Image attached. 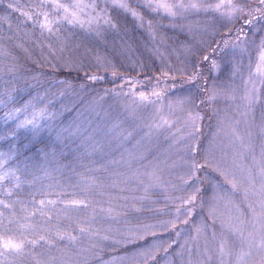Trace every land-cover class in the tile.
Masks as SVG:
<instances>
[{"label": "snow or ice", "instance_id": "obj_1", "mask_svg": "<svg viewBox=\"0 0 264 264\" xmlns=\"http://www.w3.org/2000/svg\"><path fill=\"white\" fill-rule=\"evenodd\" d=\"M0 8V264H264V0Z\"/></svg>", "mask_w": 264, "mask_h": 264}, {"label": "rangeland", "instance_id": "obj_2", "mask_svg": "<svg viewBox=\"0 0 264 264\" xmlns=\"http://www.w3.org/2000/svg\"><path fill=\"white\" fill-rule=\"evenodd\" d=\"M0 14H3V10L2 8H0ZM15 19V18H13ZM6 27V25H5ZM130 35H132L133 37H139L140 36V33L139 31H136V32H133V33H130ZM169 35H173L172 33H169ZM179 39H184V37L181 35L179 37ZM168 43L171 45L173 42L171 40L168 41ZM172 60L175 61L176 60V56L173 55L172 57ZM117 85L120 83L119 81H116ZM106 87H109L111 88L112 85L111 84H107L105 85ZM87 99V97H85ZM110 102V101H109ZM214 107H219V108H223L224 107V104L221 103L219 105H214ZM76 109H80V104L78 102H75V100H73L72 103L69 104V108H68V111L65 112L64 114V119L65 121H71L73 119V117L76 116ZM81 111H83L81 109ZM259 114V108H257V115ZM144 118V121L147 122V120L150 118V113L147 112V111H144L142 114H141ZM210 115V113H209ZM83 118H88V113H84V117ZM215 124V118H213L212 120H208L207 118L205 119V122H204V133L207 135L211 132L212 130V126ZM256 143L258 144L259 143V140L257 138L256 140ZM163 147H165V145H161V150L163 149ZM251 199V198H250ZM237 200L238 201H242L243 200V194L241 193L238 197H237ZM246 206V205H244ZM200 215H201V212H200V209L199 207H197L194 211V217L195 219H192L189 224L186 226L187 227V231L184 233L183 236H180V237H176L175 233L173 232L172 235H171V238L172 239H176L179 241V243H183L184 241V237L185 236H190L192 233H191V229L193 228L195 222L197 219L200 218ZM133 223H135V221H133ZM178 227H185L184 225H179ZM165 238H167V236L165 235ZM146 239H151V237H147ZM179 243L177 245H174L173 248L171 249V253L169 254V257L168 258H171L173 261H174V264H180V257L178 256H175L174 253L177 251L178 247H179ZM125 251V249L123 248H120L119 250H117L116 252H112L111 254L113 255H118L120 253H123ZM108 250H106V254H105V259L108 258V254H107ZM256 255L255 251H254V256ZM193 256L195 257V250H193ZM157 258L160 260V264H165V254L163 252V250H161L159 253H157ZM186 259V257H185Z\"/></svg>", "mask_w": 264, "mask_h": 264}, {"label": "trees", "instance_id": "obj_3", "mask_svg": "<svg viewBox=\"0 0 264 264\" xmlns=\"http://www.w3.org/2000/svg\"><path fill=\"white\" fill-rule=\"evenodd\" d=\"M13 18H15V17H13Z\"/></svg>", "mask_w": 264, "mask_h": 264}]
</instances>
